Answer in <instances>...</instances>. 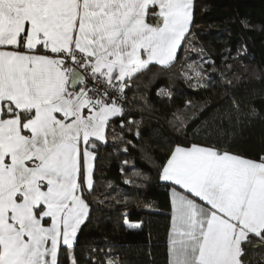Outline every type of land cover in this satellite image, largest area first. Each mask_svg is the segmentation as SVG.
Masks as SVG:
<instances>
[{"label":"snow or ice","instance_id":"1","mask_svg":"<svg viewBox=\"0 0 264 264\" xmlns=\"http://www.w3.org/2000/svg\"><path fill=\"white\" fill-rule=\"evenodd\" d=\"M193 24L194 0H0V264H79L125 90L173 64ZM232 106L221 121L241 122ZM159 179L173 186L166 264H264V154L177 144Z\"/></svg>","mask_w":264,"mask_h":264},{"label":"trees","instance_id":"2","mask_svg":"<svg viewBox=\"0 0 264 264\" xmlns=\"http://www.w3.org/2000/svg\"><path fill=\"white\" fill-rule=\"evenodd\" d=\"M125 92V126L114 118L97 149L91 215L75 248L79 264H166L173 186L159 171L177 144L264 154V0H194V24L178 59L151 67ZM233 99L241 122L221 121L224 113L235 117ZM249 108L259 115L247 116ZM125 215L141 227H129Z\"/></svg>","mask_w":264,"mask_h":264},{"label":"rangeland","instance_id":"3","mask_svg":"<svg viewBox=\"0 0 264 264\" xmlns=\"http://www.w3.org/2000/svg\"><path fill=\"white\" fill-rule=\"evenodd\" d=\"M202 29H203V26H198V28H197V30H199L200 32H202ZM178 192H180V191H178ZM181 193H183V192H181Z\"/></svg>","mask_w":264,"mask_h":264},{"label":"crops","instance_id":"4","mask_svg":"<svg viewBox=\"0 0 264 264\" xmlns=\"http://www.w3.org/2000/svg\"><path fill=\"white\" fill-rule=\"evenodd\" d=\"M177 191H180V192H183V190H177ZM170 212V215L172 214V207H171V210L169 211Z\"/></svg>","mask_w":264,"mask_h":264},{"label":"built area","instance_id":"5","mask_svg":"<svg viewBox=\"0 0 264 264\" xmlns=\"http://www.w3.org/2000/svg\"><path fill=\"white\" fill-rule=\"evenodd\" d=\"M92 85H89V87H91Z\"/></svg>","mask_w":264,"mask_h":264}]
</instances>
